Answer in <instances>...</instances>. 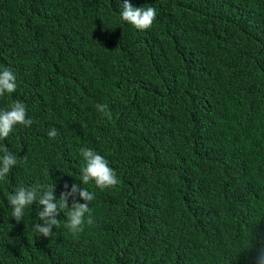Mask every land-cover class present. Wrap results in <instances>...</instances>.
Instances as JSON below:
<instances>
[{
    "label": "trees",
    "instance_id": "trees-1",
    "mask_svg": "<svg viewBox=\"0 0 264 264\" xmlns=\"http://www.w3.org/2000/svg\"><path fill=\"white\" fill-rule=\"evenodd\" d=\"M123 3L0 0V71L17 83L0 109L20 100L33 121L0 140L18 158L0 180V264H255L264 0H129L156 9L143 31L121 19ZM82 148L119 179L82 185L93 223L73 234L65 211L52 237L38 236V204L17 223L9 194L54 184L58 200L81 183Z\"/></svg>",
    "mask_w": 264,
    "mask_h": 264
},
{
    "label": "clouds",
    "instance_id": "clouds-1",
    "mask_svg": "<svg viewBox=\"0 0 264 264\" xmlns=\"http://www.w3.org/2000/svg\"><path fill=\"white\" fill-rule=\"evenodd\" d=\"M156 9L154 7H133L129 0H124L120 17L124 22L134 26L138 30L149 29L156 19ZM16 76L10 68H4L0 71V97L5 94H11L16 91ZM96 109L99 113H106L107 105L97 104ZM33 121L28 117L26 105L20 101H14L10 108L0 109V140L9 137L14 127L22 125L31 127ZM47 135L49 138H55L58 133L56 129H51ZM0 180H4L13 167L17 165V155L8 150L5 145H0ZM81 154L85 162L81 168V183L64 185V191L56 200L55 185L44 186L35 184L32 186L21 185L9 194L8 205L12 209V217L17 223H20L24 217L25 209L38 204L40 206L37 213L39 221L33 226L38 236L49 238L54 235L53 227H60V220L57 218L62 212L66 211L65 227L73 234L83 231L85 223L91 225L93 219L89 204L95 199L94 193H91L82 185L94 182L100 190L114 188L119 184V179L114 170L109 166L108 160L92 149L82 148ZM27 160V156L21 158ZM83 200L84 203L78 202ZM72 200L69 207V200ZM55 201V202H54ZM87 217V219H86ZM255 264H264V247L257 251Z\"/></svg>",
    "mask_w": 264,
    "mask_h": 264
}]
</instances>
